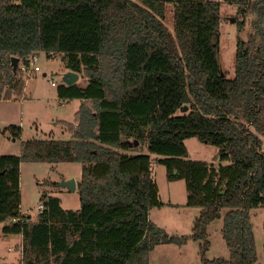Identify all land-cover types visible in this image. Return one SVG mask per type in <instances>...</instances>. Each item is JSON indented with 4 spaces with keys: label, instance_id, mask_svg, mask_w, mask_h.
I'll use <instances>...</instances> for the list:
<instances>
[{
    "label": "trees",
    "instance_id": "trees-1",
    "mask_svg": "<svg viewBox=\"0 0 264 264\" xmlns=\"http://www.w3.org/2000/svg\"><path fill=\"white\" fill-rule=\"evenodd\" d=\"M224 2L237 6L238 33L250 26L237 36L232 79L221 75L217 1L0 0V99L20 70L13 56L29 65L37 53L62 54L67 70L87 78L57 86L60 99L83 100L75 123H63L69 140L32 139L0 156V224L22 235L18 264H149L158 245L189 240L201 264L257 262L250 212L264 206V0ZM190 138L216 146L218 162L188 159ZM155 160L200 209L189 236L150 220L160 205ZM23 162L82 164L80 209L44 190L38 219L21 215ZM219 219L229 258L208 259V227Z\"/></svg>",
    "mask_w": 264,
    "mask_h": 264
},
{
    "label": "rangeland",
    "instance_id": "rangeland-1",
    "mask_svg": "<svg viewBox=\"0 0 264 264\" xmlns=\"http://www.w3.org/2000/svg\"><path fill=\"white\" fill-rule=\"evenodd\" d=\"M221 3V66L229 78L235 77V57L237 36L246 39L250 32L249 23L240 33L237 32V6L229 5L224 0H212ZM230 17L235 19L230 22ZM165 24L173 31V13L169 5ZM40 69L20 62L16 82L4 89L0 99V156L19 155L21 144L32 139L69 140L70 132L62 121L75 123L76 112L81 99H71L63 103L57 95V86L63 83L67 72L62 54L52 55L37 53ZM47 75L44 76L43 74ZM55 81V85L52 84ZM77 84L86 86L87 78L79 74ZM60 123V124H57ZM11 126H18L21 132L13 137ZM188 159L193 161L218 162L219 149L197 138L185 141ZM138 144L135 150L148 154L146 144ZM157 156L152 155L154 159ZM153 163V178L157 185L160 205L150 210V220L164 228L169 234L189 236L200 209L188 207V192L184 180L169 181L164 165ZM82 176V164L63 162L59 164L23 162L20 166L21 206L20 214L29 215L31 220L38 219L41 210V195L46 190L61 200L66 210L80 209L79 190L71 191L61 186L64 180L74 179L78 185ZM251 219L257 242L258 260L255 264H264V206L251 210ZM9 223V222H7ZM5 223V224H7ZM0 224V264H18L25 262L23 238L19 234H6ZM223 219L214 221L208 227L210 248L208 259L229 258V251L222 236ZM199 243L189 240L185 245H158L149 256V264H201Z\"/></svg>",
    "mask_w": 264,
    "mask_h": 264
},
{
    "label": "water",
    "instance_id": "water-1",
    "mask_svg": "<svg viewBox=\"0 0 264 264\" xmlns=\"http://www.w3.org/2000/svg\"><path fill=\"white\" fill-rule=\"evenodd\" d=\"M234 21H235V19L233 17H230V22H234ZM11 60H12L13 71H14V73H16L17 69L19 67L20 58L13 56ZM221 75L225 76V72L223 71L222 66H221ZM78 79H79V74L76 72H73V71H67L63 76V82L67 85H72V84L77 83ZM187 110H188V106H185L184 111H187ZM138 144H139V142L135 141V145L137 146ZM61 186L65 187L71 191H75L77 188V183L74 179L64 180L61 183Z\"/></svg>",
    "mask_w": 264,
    "mask_h": 264
},
{
    "label": "built area",
    "instance_id": "built-area-1",
    "mask_svg": "<svg viewBox=\"0 0 264 264\" xmlns=\"http://www.w3.org/2000/svg\"><path fill=\"white\" fill-rule=\"evenodd\" d=\"M38 62V57L35 55L33 57L30 58V62L29 65L34 67V70L38 71L40 69V67L37 65ZM21 70H25V66H22ZM52 83H54V80H52ZM42 206H41V210H42Z\"/></svg>",
    "mask_w": 264,
    "mask_h": 264
},
{
    "label": "crops",
    "instance_id": "crops-1",
    "mask_svg": "<svg viewBox=\"0 0 264 264\" xmlns=\"http://www.w3.org/2000/svg\"><path fill=\"white\" fill-rule=\"evenodd\" d=\"M37 57H38V56H37ZM38 59H39V57H38ZM38 61H39V60H38ZM37 63H38V62H37ZM18 68H19V67H18ZM19 69H21V68H19ZM34 71L37 72L36 70H34ZM66 71H69V70L66 69ZM43 75L46 76L47 74L44 73ZM63 83H64V82H63ZM52 84L55 85V81H54V83H52ZM3 97H4V96H2V98H3ZM2 98H1V99H2ZM60 100H61L63 103H67V102H69L68 99H60ZM81 101H82V102H81V104H82V103H83V100H81ZM81 104H80V105H81ZM79 107H80V106H79ZM62 122H63V123H70V122H67V121H62ZM57 124H60V123H57ZM63 125H64V124H63ZM70 138H71V135H70ZM70 138H69V139H70ZM48 140H50V139H48Z\"/></svg>",
    "mask_w": 264,
    "mask_h": 264
}]
</instances>
